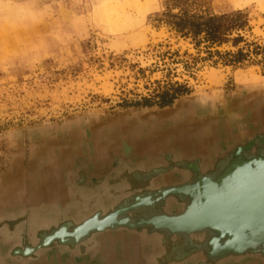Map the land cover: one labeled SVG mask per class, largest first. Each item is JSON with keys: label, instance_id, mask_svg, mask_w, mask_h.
<instances>
[{"label": "rangeland", "instance_id": "obj_1", "mask_svg": "<svg viewBox=\"0 0 264 264\" xmlns=\"http://www.w3.org/2000/svg\"><path fill=\"white\" fill-rule=\"evenodd\" d=\"M163 1L0 0V178L22 182L32 169L53 168L65 150L87 148L92 129L102 142L117 118L195 98L209 105L194 117H224L233 101L264 89L256 66L204 65L190 74L162 57L192 53L157 28ZM199 2L211 14L247 12L264 42V0ZM173 94L179 96L161 106ZM188 116L181 123L191 124Z\"/></svg>", "mask_w": 264, "mask_h": 264}, {"label": "water", "instance_id": "obj_2", "mask_svg": "<svg viewBox=\"0 0 264 264\" xmlns=\"http://www.w3.org/2000/svg\"><path fill=\"white\" fill-rule=\"evenodd\" d=\"M208 105L183 99L117 118L102 142L92 129L87 148L65 150L25 182L96 186V199L113 190L115 203L99 206L100 220L85 221L82 235L111 226L141 233L156 245V264H264V89L233 101L228 116L194 117Z\"/></svg>", "mask_w": 264, "mask_h": 264}, {"label": "crops", "instance_id": "obj_3", "mask_svg": "<svg viewBox=\"0 0 264 264\" xmlns=\"http://www.w3.org/2000/svg\"><path fill=\"white\" fill-rule=\"evenodd\" d=\"M8 175L0 178V264H156V245L141 233L111 226L82 235L85 221L100 220L99 206L115 203L113 190L96 199V186L5 182Z\"/></svg>", "mask_w": 264, "mask_h": 264}, {"label": "trees", "instance_id": "obj_4", "mask_svg": "<svg viewBox=\"0 0 264 264\" xmlns=\"http://www.w3.org/2000/svg\"><path fill=\"white\" fill-rule=\"evenodd\" d=\"M155 23L177 42L189 46L191 54L187 51L183 55L179 51L161 54L187 73L192 74L204 65L233 69L256 66L264 75V42L254 36L245 11L211 14L199 0H164ZM174 89L183 88L176 84ZM177 96H168L161 106L170 105Z\"/></svg>", "mask_w": 264, "mask_h": 264}, {"label": "bare ground", "instance_id": "obj_5", "mask_svg": "<svg viewBox=\"0 0 264 264\" xmlns=\"http://www.w3.org/2000/svg\"><path fill=\"white\" fill-rule=\"evenodd\" d=\"M70 206V205H69ZM78 214H79V212H78ZM8 225V224H7ZM59 226V225H58ZM69 228V227H68ZM74 231V230H73ZM76 231V230H75ZM18 232V231H17ZM51 235V234H50ZM22 240V239H21ZM52 243V242H51ZM83 259V258H82Z\"/></svg>", "mask_w": 264, "mask_h": 264}]
</instances>
